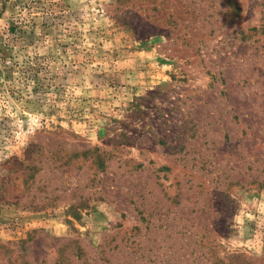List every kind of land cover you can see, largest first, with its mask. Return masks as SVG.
Listing matches in <instances>:
<instances>
[{"label":"rangeland","instance_id":"1","mask_svg":"<svg viewBox=\"0 0 264 264\" xmlns=\"http://www.w3.org/2000/svg\"><path fill=\"white\" fill-rule=\"evenodd\" d=\"M0 264H264L262 0H0Z\"/></svg>","mask_w":264,"mask_h":264},{"label":"trees","instance_id":"2","mask_svg":"<svg viewBox=\"0 0 264 264\" xmlns=\"http://www.w3.org/2000/svg\"><path fill=\"white\" fill-rule=\"evenodd\" d=\"M263 6H264V0H262Z\"/></svg>","mask_w":264,"mask_h":264}]
</instances>
